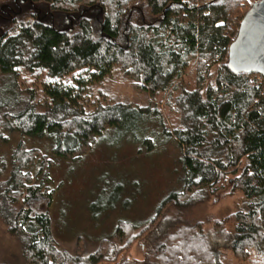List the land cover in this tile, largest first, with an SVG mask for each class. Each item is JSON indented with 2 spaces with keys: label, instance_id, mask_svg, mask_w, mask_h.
<instances>
[{
  "label": "trees",
  "instance_id": "obj_1",
  "mask_svg": "<svg viewBox=\"0 0 264 264\" xmlns=\"http://www.w3.org/2000/svg\"><path fill=\"white\" fill-rule=\"evenodd\" d=\"M250 8L246 0L0 2V75L16 81V70L42 74L47 100L42 111L27 100L17 110L0 104V143L7 142L4 132L47 136L55 140L56 157L82 156L127 114L148 112L111 102L103 87L118 73L141 93L165 94L180 123L173 138L185 172L181 191L167 197L143 229L119 222L93 253L85 252L82 239L69 253L53 237L48 212L25 207L37 197L50 204L53 162L19 142L9 175L0 181V222L18 243L20 264H115L123 252L117 264H224L213 257L217 250L235 264H264V82L228 67L229 47ZM188 69L191 88L182 81ZM69 78L73 83L66 85ZM236 193L245 205L214 219L211 230L183 220L182 213L209 196ZM137 242L143 257L132 261L128 255Z\"/></svg>",
  "mask_w": 264,
  "mask_h": 264
},
{
  "label": "rangeland",
  "instance_id": "obj_2",
  "mask_svg": "<svg viewBox=\"0 0 264 264\" xmlns=\"http://www.w3.org/2000/svg\"><path fill=\"white\" fill-rule=\"evenodd\" d=\"M261 1L246 0V4L253 7ZM66 22L70 25L68 19ZM215 70L211 69L207 85L213 86ZM15 73L18 75L16 81L13 77L0 75V104H14L16 107L11 108L17 110L21 106L18 102L28 101L36 104L37 111H42L47 101L40 87L42 74L28 75L19 70ZM256 80H259L258 76ZM182 81L193 87L192 69L186 71ZM64 83L71 85L73 79L69 78ZM103 88L113 98L111 102L116 100L120 104L144 109L147 114H127L121 126L104 131L95 138L87 153L71 160L58 158L52 153L55 146L52 137L4 132L7 142L0 143V181L9 175L11 153L19 142H23L27 150H39L53 162L49 169L48 187L53 193L50 204L47 206L44 197H37L25 203V207L32 213L48 212L53 237L69 253L75 251L78 239H82L87 254L93 253L101 240L115 234L119 222L130 223L135 231L143 229L161 203L172 193L181 191L185 177L180 163L181 149L173 138L175 130L180 129V123L165 103V94L151 96L141 93L118 73L108 79ZM96 95L94 93L93 99ZM111 102L106 104H113ZM172 105L173 102L170 107ZM241 149L242 138L234 145L236 156ZM36 171L37 167L32 168L33 174ZM33 182L40 183L39 179ZM244 205L245 200L239 193L219 198L209 196L207 201L182 213V217L188 224L202 222L208 231L214 219H222ZM124 256L125 252L119 255L117 262ZM128 256L132 261L142 260L143 251L138 242ZM213 257L219 263L235 264L230 254L223 250L215 251ZM4 262L20 264V253L17 241L0 222V263Z\"/></svg>",
  "mask_w": 264,
  "mask_h": 264
},
{
  "label": "water",
  "instance_id": "obj_3",
  "mask_svg": "<svg viewBox=\"0 0 264 264\" xmlns=\"http://www.w3.org/2000/svg\"><path fill=\"white\" fill-rule=\"evenodd\" d=\"M228 67L235 74L258 75L264 82V0L243 17L228 50Z\"/></svg>",
  "mask_w": 264,
  "mask_h": 264
},
{
  "label": "built area",
  "instance_id": "obj_4",
  "mask_svg": "<svg viewBox=\"0 0 264 264\" xmlns=\"http://www.w3.org/2000/svg\"><path fill=\"white\" fill-rule=\"evenodd\" d=\"M262 79L260 76H259V80Z\"/></svg>",
  "mask_w": 264,
  "mask_h": 264
}]
</instances>
